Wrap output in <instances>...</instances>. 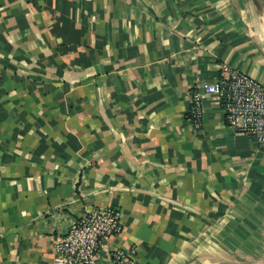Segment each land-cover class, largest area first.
Listing matches in <instances>:
<instances>
[{"label": "crops", "instance_id": "0c3cea01", "mask_svg": "<svg viewBox=\"0 0 264 264\" xmlns=\"http://www.w3.org/2000/svg\"><path fill=\"white\" fill-rule=\"evenodd\" d=\"M264 6V0H260ZM253 0H0V264H56L85 211L141 264H264V145L192 89L227 62L264 83ZM256 16V15H255Z\"/></svg>", "mask_w": 264, "mask_h": 264}, {"label": "built area", "instance_id": "2783aa9c", "mask_svg": "<svg viewBox=\"0 0 264 264\" xmlns=\"http://www.w3.org/2000/svg\"><path fill=\"white\" fill-rule=\"evenodd\" d=\"M203 92L218 98L228 126L251 137L257 147L264 145L263 82L242 69L221 62L214 80L203 81L191 91L187 119L195 129L203 123ZM121 231L120 209L98 207L85 211L54 242V261L56 264H97L103 241ZM110 263L141 264L134 248L112 250Z\"/></svg>", "mask_w": 264, "mask_h": 264}, {"label": "rangeland", "instance_id": "374dc122", "mask_svg": "<svg viewBox=\"0 0 264 264\" xmlns=\"http://www.w3.org/2000/svg\"><path fill=\"white\" fill-rule=\"evenodd\" d=\"M252 19L254 21V25H256L257 28H259L261 26L264 27V22L261 21L262 18L260 16H258L256 13L252 15Z\"/></svg>", "mask_w": 264, "mask_h": 264}, {"label": "water", "instance_id": "95a60500", "mask_svg": "<svg viewBox=\"0 0 264 264\" xmlns=\"http://www.w3.org/2000/svg\"><path fill=\"white\" fill-rule=\"evenodd\" d=\"M253 2L256 4L257 7L264 11V6L260 0H253Z\"/></svg>", "mask_w": 264, "mask_h": 264}]
</instances>
